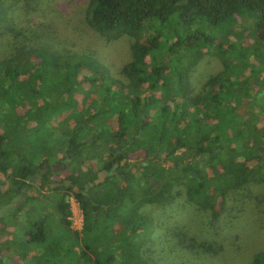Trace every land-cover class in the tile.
I'll use <instances>...</instances> for the list:
<instances>
[{
  "label": "trees",
  "instance_id": "trees-1",
  "mask_svg": "<svg viewBox=\"0 0 264 264\" xmlns=\"http://www.w3.org/2000/svg\"><path fill=\"white\" fill-rule=\"evenodd\" d=\"M40 3L49 0H0V205L15 193L25 204L65 188L84 215L82 231H69L57 197L68 235L80 242L74 264H264V68L252 64L264 55V0H87L85 29L105 43L128 39L116 76L55 35L24 27ZM248 12L254 40L228 41L222 69L193 94L188 77L201 47L217 49L218 33L231 34L235 16ZM256 75L261 87L252 90ZM15 103L20 115L4 112ZM9 133L17 143L7 152ZM53 157L60 171L75 163L60 177L70 185L47 184ZM189 215L201 225L192 228ZM30 236L44 239L40 229Z\"/></svg>",
  "mask_w": 264,
  "mask_h": 264
},
{
  "label": "rangeland",
  "instance_id": "rangeland-1",
  "mask_svg": "<svg viewBox=\"0 0 264 264\" xmlns=\"http://www.w3.org/2000/svg\"><path fill=\"white\" fill-rule=\"evenodd\" d=\"M86 3L87 0H49L47 6H44L42 3L38 4L36 7L37 10L23 18L21 23H24V27L33 26V29L43 30L46 32L47 36L51 34L55 35V41L65 50H74L78 54L89 55L96 62L106 67L112 75L116 76L115 73L120 63L129 58L128 39L123 37L114 42L105 43L94 32L85 29L83 10ZM251 14L252 12H248L247 15L243 13L236 15L230 27L231 34L226 37L221 34L223 30L218 33V38L214 44L215 47H218L217 49H212V47L208 48L207 46L201 47L197 59L198 61L190 67L188 77L189 86L193 94L199 91L201 85L208 76L222 69L221 59L224 58V55H222L221 49L226 47L225 45L228 41L236 40L243 45H248L254 40L256 31L253 28L252 20L249 19ZM226 24L227 22L224 26ZM206 27L204 31L208 34L215 33L220 29V27L214 26ZM225 30H227V27ZM3 43L4 42L0 39V50L4 47L2 45ZM217 43H221V45L216 46ZM250 53H247V56H249V59H252L253 56ZM257 54H259V57H256L252 64L254 70L261 73L264 68V55L262 51ZM181 59L184 60L185 58L183 59L182 57ZM232 71H234V69H232ZM259 79V75L248 78L247 81L250 82L252 90L261 87ZM259 98L264 101V94ZM88 99L89 98H86V100ZM56 103L57 101L55 104ZM57 106H59V110H62L64 114L66 111H69L68 107L60 106L58 103ZM11 107H15L14 110L16 112L14 111V113H16L17 116L22 113V107L17 103L4 107V112L6 113V110H10ZM55 124L56 122L53 123V125ZM60 124L61 126L69 127V123L65 118ZM18 125H20V123H18ZM0 131H2L1 128ZM15 137L16 135L12 133H9L8 136L5 135V151L9 152L10 149L15 146L14 143H17ZM40 140L44 143L41 138ZM22 141L26 147L31 145L27 137H23ZM50 142L54 147L55 141L50 140ZM25 153H27V149ZM40 153H42V151L37 147L34 152V160L40 157ZM56 155L57 154L54 156ZM60 155L61 154L58 156L60 157ZM8 157L17 158L16 155L12 153H9ZM48 160L53 161L50 162V164L55 165L58 163L57 158L54 157L52 159L48 158ZM88 162V160H85L84 164L87 165ZM94 164L96 163L94 162ZM75 166V163L71 162L70 166L65 167L63 171L57 168V170L48 174V180L55 181L63 175L70 174L73 167L76 168ZM82 169L85 170L84 167ZM1 181L3 183H1ZM6 187V179L0 174V192H4ZM33 191V188L29 189V192ZM58 195L59 192L53 190L48 192L43 199L38 198L37 201L34 199H27L21 208L11 209L9 212H7V209V211L0 215V263L74 264L73 254L71 252L79 251L80 242L68 235L69 232L62 223L59 210L56 206ZM68 205V228L72 231H82L84 220L80 210L74 203L70 204V201ZM189 217L192 228L201 225L199 217H193L191 215H189ZM30 223H33V226L28 230V234H26L29 228L28 224L30 225ZM37 228L40 229V234H43L44 239L41 242L29 241L30 239L28 240V238H31V234L38 233ZM251 237L252 234L249 233V238L246 240L247 244L253 241ZM253 237L255 238V234H253ZM259 237L264 240L263 231L259 234ZM237 242L239 241L237 240ZM246 247L250 249L251 244H248ZM244 251H247L246 248L242 250V252ZM214 258H216L214 263L221 260L219 257H211L210 259Z\"/></svg>",
  "mask_w": 264,
  "mask_h": 264
},
{
  "label": "flooded vegetation",
  "instance_id": "flooded-vegetation-1",
  "mask_svg": "<svg viewBox=\"0 0 264 264\" xmlns=\"http://www.w3.org/2000/svg\"><path fill=\"white\" fill-rule=\"evenodd\" d=\"M66 163H67V161H65ZM45 167H41V169H42V171H44V173H47L48 171H47V166L46 165H44ZM50 167H51V169H53V170H57V168H59L60 170H62L63 169V165L61 164V163H56L55 165L54 164H50ZM104 171V174H105V170H103ZM42 173V172H41ZM40 173V174H41ZM97 174V173H96ZM38 179H37V182L38 183H40V181H39V179H41L40 178V176L39 177H37ZM96 178H94L93 180H95ZM103 180V179H102ZM48 185H50V186H55V185H57V186H59V187H61V185H65V186H68V185H70L71 184V182L69 181V179H67V178H58L57 180H55V181H49L48 183H47ZM89 184H91V183H89ZM73 189H76V186H73L72 187ZM23 189V188H22ZM27 191H28V189H27ZM59 191H60V193L61 194H59L57 197H61L62 198V201L64 202V203H66L67 204V206H69L68 205V202L70 201V204H72V203H74L75 205H76V207L80 210V212H81V216L83 217V220H84V215H83V213H82V211H81V209L79 208V205H78V203H77V201H76V199L74 198V196L72 195V194H68V193H65V188H62V189H59ZM63 192V193H62ZM45 196V195H44ZM44 196L43 197H41L42 199L44 198ZM23 200H24V197H22V195L21 194H19V193H15L13 196H12V198L10 199V202L7 204H1L0 205V208H3V212H5V211H7V210H5V209H8V208H10V209H16L17 207L19 208H21L24 204H22V202H23ZM11 211V210H10ZM68 214H69V211H68ZM68 217V216H67ZM68 230L69 231H72V230H70L69 228H68ZM73 231H77V232H80L79 230H73Z\"/></svg>",
  "mask_w": 264,
  "mask_h": 264
},
{
  "label": "water",
  "instance_id": "water-1",
  "mask_svg": "<svg viewBox=\"0 0 264 264\" xmlns=\"http://www.w3.org/2000/svg\"><path fill=\"white\" fill-rule=\"evenodd\" d=\"M104 175V171L100 170L97 172V178L94 180V182L98 183L102 181ZM3 213V208H0V215Z\"/></svg>",
  "mask_w": 264,
  "mask_h": 264
}]
</instances>
